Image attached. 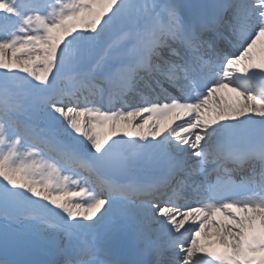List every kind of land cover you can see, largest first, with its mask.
<instances>
[{
    "label": "snow or ice",
    "instance_id": "1",
    "mask_svg": "<svg viewBox=\"0 0 264 264\" xmlns=\"http://www.w3.org/2000/svg\"><path fill=\"white\" fill-rule=\"evenodd\" d=\"M262 38L264 0H0V264H264Z\"/></svg>",
    "mask_w": 264,
    "mask_h": 264
},
{
    "label": "bare ground",
    "instance_id": "2",
    "mask_svg": "<svg viewBox=\"0 0 264 264\" xmlns=\"http://www.w3.org/2000/svg\"><path fill=\"white\" fill-rule=\"evenodd\" d=\"M261 43H264V38H262L261 41H258V42H257V44H261ZM258 52H259L258 49H256V48L253 49V52H252L253 56L257 55ZM261 56L264 57V55H261ZM225 95L230 96L231 94H225ZM180 122H181V121H180ZM150 123H151V122H150ZM159 125H160V128L166 126L165 123H164V121H162ZM144 131H145V132L148 131V126H147V125L145 126ZM117 133H119V131H117ZM99 135H100L101 140H103V139H104V138H103V135H102V134H99Z\"/></svg>",
    "mask_w": 264,
    "mask_h": 264
}]
</instances>
